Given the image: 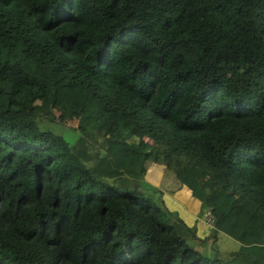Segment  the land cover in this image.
Masks as SVG:
<instances>
[{
	"label": "trees",
	"instance_id": "trees-1",
	"mask_svg": "<svg viewBox=\"0 0 264 264\" xmlns=\"http://www.w3.org/2000/svg\"><path fill=\"white\" fill-rule=\"evenodd\" d=\"M0 264H264V0H0Z\"/></svg>",
	"mask_w": 264,
	"mask_h": 264
},
{
	"label": "rangeland",
	"instance_id": "rangeland-1",
	"mask_svg": "<svg viewBox=\"0 0 264 264\" xmlns=\"http://www.w3.org/2000/svg\"><path fill=\"white\" fill-rule=\"evenodd\" d=\"M56 94V100L53 104V116L54 120L59 123L54 124L52 126V130L60 134L68 143L72 144L76 141L78 135L76 128L73 126L77 122L76 108L80 103V99L76 100L73 88H68L64 85L58 87ZM27 112L31 113V110L27 109ZM43 127L45 128L46 124H44ZM115 129L116 124H110L109 127L103 133L104 137L114 132ZM158 175L160 177L159 166L148 165L147 170L142 174L141 179L128 178V182L139 184L140 180H146V182H149V185L158 182L157 185L154 186H159L161 189L166 191V188L161 186L162 183L159 181ZM149 189L151 188L148 187V189H145L144 193L150 195L151 190ZM234 191L237 192V188H235ZM196 209L197 213L201 215L202 211L200 213V205H197ZM206 228L207 229H205L204 227L206 232H204L203 234H208L209 231H211L212 237H207L203 241H199L198 239H190L189 243L194 249L208 256H212L214 248H216L222 254H229V252L238 248L239 242L234 238L230 237L229 235L225 234L220 230H213L210 228L208 229L207 225Z\"/></svg>",
	"mask_w": 264,
	"mask_h": 264
},
{
	"label": "crops",
	"instance_id": "crops-1",
	"mask_svg": "<svg viewBox=\"0 0 264 264\" xmlns=\"http://www.w3.org/2000/svg\"><path fill=\"white\" fill-rule=\"evenodd\" d=\"M158 179H160L159 175H158ZM157 183L155 184L152 183V184L157 185ZM168 184L169 182L166 184L162 183L161 186L164 187L165 185ZM159 189L161 188L159 187ZM167 196L170 197L172 200H174L179 206H181L182 211L186 215L188 223L194 222L196 224V229L198 233L203 234L204 232H206L205 229H207L206 228L207 224L205 220L201 217V215L197 213V209H196V206L199 205V200L191 195L190 189L186 185H180L177 188H174V190L171 193L169 192Z\"/></svg>",
	"mask_w": 264,
	"mask_h": 264
},
{
	"label": "built area",
	"instance_id": "built-area-1",
	"mask_svg": "<svg viewBox=\"0 0 264 264\" xmlns=\"http://www.w3.org/2000/svg\"><path fill=\"white\" fill-rule=\"evenodd\" d=\"M204 216L208 222V224H212V217H211V213L209 211V209H206L205 212H204Z\"/></svg>",
	"mask_w": 264,
	"mask_h": 264
},
{
	"label": "clouds",
	"instance_id": "clouds-1",
	"mask_svg": "<svg viewBox=\"0 0 264 264\" xmlns=\"http://www.w3.org/2000/svg\"><path fill=\"white\" fill-rule=\"evenodd\" d=\"M206 209H209V208L207 207V208H205V209L202 211L201 217L204 218V220H205V222H206V224H207V226H208V229H209V228L212 226V224H211V225L208 224V222H207V220H206V218H205V216H204V212H205ZM209 211H210V210H209ZM211 217H212V215H211ZM212 222H213V218H212Z\"/></svg>",
	"mask_w": 264,
	"mask_h": 264
}]
</instances>
